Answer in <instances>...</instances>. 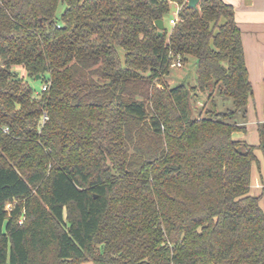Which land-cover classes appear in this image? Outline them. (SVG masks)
<instances>
[{"label":"trees","instance_id":"obj_1","mask_svg":"<svg viewBox=\"0 0 264 264\" xmlns=\"http://www.w3.org/2000/svg\"><path fill=\"white\" fill-rule=\"evenodd\" d=\"M187 3L0 0V264H264L234 7Z\"/></svg>","mask_w":264,"mask_h":264},{"label":"crops","instance_id":"obj_2","mask_svg":"<svg viewBox=\"0 0 264 264\" xmlns=\"http://www.w3.org/2000/svg\"><path fill=\"white\" fill-rule=\"evenodd\" d=\"M234 7V16L241 31L245 65L252 85V98L248 107L249 123L264 121L252 120V112L260 110L264 115V0H223ZM253 112V114H254ZM257 131V127H256Z\"/></svg>","mask_w":264,"mask_h":264},{"label":"rangeland","instance_id":"obj_3","mask_svg":"<svg viewBox=\"0 0 264 264\" xmlns=\"http://www.w3.org/2000/svg\"><path fill=\"white\" fill-rule=\"evenodd\" d=\"M172 10H173L172 11V16H173L177 12L178 8H176L175 5L173 4ZM191 62H192V59L190 58V62L187 64L182 63L181 66L173 65L171 68L170 74L169 76L165 78V81L169 85H173L179 82L180 80H182L183 77H185L186 74L191 70ZM14 70L17 71L20 76L27 79L26 71L24 70V68L18 66V67H14ZM29 84L36 91H39L41 88V84L37 80H29ZM214 100L217 102V104L219 105V108L222 111L228 108H232L233 106L232 101L229 98H222L219 96H214ZM210 105H211V102L210 100L207 99V94H206L204 95V100L194 102V107L196 111L195 114L197 115L200 111H204L206 108L210 107ZM251 112H252L251 121L255 120V117H257L258 120H262V119L264 120V115L263 117L260 116L259 108H258V112H259L258 114H255L254 109H252ZM249 120L250 119L248 118V122L246 124V132H235L233 136L236 139L244 140L246 143L253 146L254 148V153L256 155L257 162L254 163V165L252 166L251 184H250L251 194L260 196L259 204L264 211V184H263L264 183V158L258 146L259 140H258V134L256 131L257 126H255V123L248 124ZM12 205L13 204H7L6 208L10 210L12 208ZM20 220H22V218H20ZM82 264H89V263H82Z\"/></svg>","mask_w":264,"mask_h":264},{"label":"water","instance_id":"obj_4","mask_svg":"<svg viewBox=\"0 0 264 264\" xmlns=\"http://www.w3.org/2000/svg\"><path fill=\"white\" fill-rule=\"evenodd\" d=\"M198 0H188L187 6L188 7H196ZM155 25L159 29V34H161V31L165 28L164 22L161 19H158L155 21Z\"/></svg>","mask_w":264,"mask_h":264},{"label":"built area","instance_id":"obj_5","mask_svg":"<svg viewBox=\"0 0 264 264\" xmlns=\"http://www.w3.org/2000/svg\"><path fill=\"white\" fill-rule=\"evenodd\" d=\"M176 20H177V12H176V13L172 16V18L169 20V23H170L171 25H173V24H175ZM175 65L180 66V62H177ZM42 89H45V86H43ZM45 118H46V117L44 116V119H45Z\"/></svg>","mask_w":264,"mask_h":264}]
</instances>
